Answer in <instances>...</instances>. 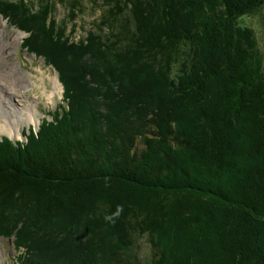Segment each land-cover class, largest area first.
I'll return each instance as SVG.
<instances>
[{
    "label": "trees",
    "instance_id": "trees-1",
    "mask_svg": "<svg viewBox=\"0 0 264 264\" xmlns=\"http://www.w3.org/2000/svg\"><path fill=\"white\" fill-rule=\"evenodd\" d=\"M1 14L65 90L27 140L0 138L13 264H264V0H0ZM61 220L86 222L87 243L45 227Z\"/></svg>",
    "mask_w": 264,
    "mask_h": 264
},
{
    "label": "rangeland",
    "instance_id": "rangeland-1",
    "mask_svg": "<svg viewBox=\"0 0 264 264\" xmlns=\"http://www.w3.org/2000/svg\"><path fill=\"white\" fill-rule=\"evenodd\" d=\"M66 12L67 10L64 7H58L55 13H52L51 16L54 17L55 21L58 23V20H61ZM98 15L99 13L97 14V16H94V10L89 9L84 17H80V28L77 31L76 39L80 38L82 35H86V31L92 28L93 21L95 20V17H98ZM82 27H84V29ZM1 30L2 32H4V35L1 36L0 41L4 40L5 42L11 43H7L5 45L8 46V53L5 54L2 50L3 47L0 46V75H2L5 82L8 83L7 78H5L3 74H7L6 71L11 67V63L9 62H12L15 66L16 72L19 71L23 76L31 78L30 85L27 88H22L23 85L18 84L10 90L11 95L9 98L13 100L12 102L14 107L9 106L7 108V111L13 113L14 116H16L18 114V110H20L23 111V113L26 115V109H28L31 105H35L39 111L38 117H40V120H35L32 122V124H29V121L24 122V124L21 123L19 132H17V136H15L14 134H10V132L7 130L3 131L2 126H0V138L3 136H8L12 138L13 141H22L25 139L27 140V138L24 137V131L29 132V128L32 127L38 130V128H40L39 125H41L43 122V119L47 116H50L51 111L57 109L58 104L64 97L65 90L63 84L59 79L58 72L52 66L46 64L43 56L38 57L35 52L30 51L28 48H24L22 50V44L25 43L24 41L27 37L25 30L11 25L3 16V14L0 15V31ZM256 33L258 35L259 41L264 45V28L257 25ZM16 37H19V39L15 40ZM75 58L76 61L82 63V61H80V55L75 56ZM55 78L58 80L59 92H56L55 96L51 98L48 96V94L53 89ZM113 105L115 106V108L117 107L114 103ZM105 110H107L106 107ZM23 215L24 216L21 217L20 220L15 219L19 227L23 226L24 222L26 221L25 218L30 217V215ZM66 220H61V223L54 222L45 225V227L49 229L52 235H59L58 237L61 239L64 238V236H75L76 238H78V242L82 241L80 243H83L84 241V244L87 243V240L90 237L89 235H87L88 233L85 234V230L88 228L87 223L80 222L81 220H76L69 224ZM38 225L39 226H37L36 228L41 227L40 224ZM35 231L37 234L43 235L42 230ZM13 238L14 237L9 240H12ZM9 240L0 237V264H13V258L17 254L12 243ZM139 243L143 254L142 256H146L147 254H149L150 246L146 242V240L144 238H141L139 239Z\"/></svg>",
    "mask_w": 264,
    "mask_h": 264
},
{
    "label": "bare ground",
    "instance_id": "bare-ground-1",
    "mask_svg": "<svg viewBox=\"0 0 264 264\" xmlns=\"http://www.w3.org/2000/svg\"><path fill=\"white\" fill-rule=\"evenodd\" d=\"M3 35H4V32H2L1 30L0 38ZM17 39H19V37L15 38V40ZM7 43L9 44L11 42H5L4 40L0 41V46L3 47L2 50L4 54L8 53V49H7L8 46H5ZM9 63H11V67L6 71L7 73L6 75L3 74V76L7 78L8 83H6L2 75H0V83H1L0 85V110H1L0 111V126H2L3 131L7 130L10 132V134H14L15 136H17V132H19L21 123L24 124V122L29 121L28 123L32 124L33 121L38 120V119L40 120V117H38L39 111L35 105H31L28 109H26L27 110L26 115L23 113V111H20V110H18V114L16 116H14L13 113H10L7 111V108L9 106H13V102H12L13 100L9 98L11 95L10 90L13 89L18 84L23 85L22 88H27L31 82L30 77L23 76L19 71L16 72L14 64L12 62H9ZM56 92H59V85H58V80L55 78L53 89L48 94V96L52 98L55 96ZM12 240H9V241L12 243L13 242Z\"/></svg>",
    "mask_w": 264,
    "mask_h": 264
},
{
    "label": "water",
    "instance_id": "water-1",
    "mask_svg": "<svg viewBox=\"0 0 264 264\" xmlns=\"http://www.w3.org/2000/svg\"><path fill=\"white\" fill-rule=\"evenodd\" d=\"M15 140V139H14ZM15 142H16V140H15Z\"/></svg>",
    "mask_w": 264,
    "mask_h": 264
}]
</instances>
